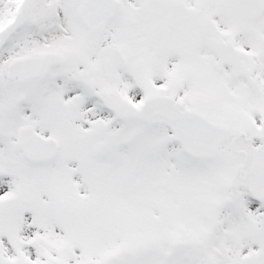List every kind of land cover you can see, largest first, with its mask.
<instances>
[{
  "label": "snow or ice",
  "instance_id": "obj_1",
  "mask_svg": "<svg viewBox=\"0 0 264 264\" xmlns=\"http://www.w3.org/2000/svg\"><path fill=\"white\" fill-rule=\"evenodd\" d=\"M0 264H264V0H0Z\"/></svg>",
  "mask_w": 264,
  "mask_h": 264
}]
</instances>
